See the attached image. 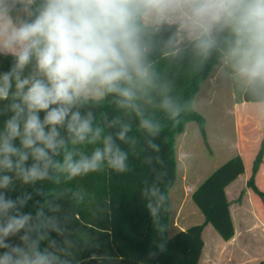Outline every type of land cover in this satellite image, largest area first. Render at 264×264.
Listing matches in <instances>:
<instances>
[{"label":"clouds","instance_id":"1","mask_svg":"<svg viewBox=\"0 0 264 264\" xmlns=\"http://www.w3.org/2000/svg\"><path fill=\"white\" fill-rule=\"evenodd\" d=\"M17 2L23 0H0V51L15 57L12 70L0 77V100L9 98L14 78L12 96L18 101L10 105L13 115L0 132V172H14L24 183L48 178L49 168L69 179L98 171L105 161L117 171L126 168L127 154L111 136L91 156L74 159L66 152L62 162L52 157L65 144L59 127L66 125L73 144L101 138V129L92 128L91 113L73 111L82 101L114 94L120 107L138 115L137 101L151 102L157 85L146 59L145 20L178 21L203 55L227 32V62L238 77L264 86V0H43L34 18L13 22L10 13ZM30 64L33 73L22 78ZM161 107L171 109V101L163 99ZM141 127L153 131L156 126L142 119ZM127 131L125 126L119 139ZM11 182L3 175L0 188ZM24 203L0 194V248L7 249L0 264H63L53 253L40 251L38 240H29L32 218L17 207ZM21 230L23 246L5 242Z\"/></svg>","mask_w":264,"mask_h":264},{"label":"trees","instance_id":"2","mask_svg":"<svg viewBox=\"0 0 264 264\" xmlns=\"http://www.w3.org/2000/svg\"><path fill=\"white\" fill-rule=\"evenodd\" d=\"M42 3L43 0L15 3L10 13L13 22L34 18ZM142 26L146 59L157 85L150 94L151 102L137 101L138 115L136 110L120 107L114 94L99 101H82L73 111L82 116L91 113L92 128L101 129V138L95 143L86 140L73 144L66 125L59 127L65 144L52 157L53 162H62L66 152H73L74 159L80 154L91 156L96 148H103V139L111 136L127 154L126 168L117 171L105 161L98 171L71 179L67 173L49 168L48 178L29 183L14 172H0V177H12L7 189L0 188V194L13 201L25 200L17 207L21 214L32 218L30 224L34 229L28 233L29 240H38L40 251L53 253L63 264H198L206 225L210 224L225 241L234 235L225 187L244 172L238 155L223 163L193 191L192 200L204 221L173 235L168 231L169 192L177 179L175 138L193 121L206 139L204 119L195 112L192 99L199 83L224 57L229 34L221 33L217 46L203 55L193 39L188 41L182 36L179 42L181 34L176 25ZM14 64L13 55L0 52V77L11 71ZM33 71L34 64H30L21 77ZM15 90L13 78L9 98L0 100V132L13 115L10 105L18 102L12 96ZM165 98L171 101V109L161 107ZM242 99L264 104V86L247 82ZM39 115L43 119L45 113ZM142 119H148L155 129L142 128ZM125 126L128 131L121 140L119 133ZM15 143L19 146V140ZM263 156L264 138L248 183L251 191L263 200L264 211V192L255 184ZM31 163L30 158L28 164ZM24 234L21 230L5 242L23 246L20 237ZM6 251L0 248V256Z\"/></svg>","mask_w":264,"mask_h":264},{"label":"rangeland","instance_id":"3","mask_svg":"<svg viewBox=\"0 0 264 264\" xmlns=\"http://www.w3.org/2000/svg\"><path fill=\"white\" fill-rule=\"evenodd\" d=\"M143 23L160 28L167 22L155 24L145 20ZM178 33L181 34L180 40L183 39L182 36L186 37L182 31ZM246 82L236 75L224 54L194 92L192 105L195 112L204 119L206 139L193 121H189L184 132L175 138L177 179L169 192V235L178 231L174 224L191 226L204 221L192 200V193L218 167L237 155L232 110L235 109L233 105L241 100ZM260 206L261 218L264 219L262 202ZM259 233L260 230H257L256 235H260ZM202 238L206 246L204 258H208L210 247L224 242L210 224L205 226Z\"/></svg>","mask_w":264,"mask_h":264},{"label":"crops","instance_id":"4","mask_svg":"<svg viewBox=\"0 0 264 264\" xmlns=\"http://www.w3.org/2000/svg\"><path fill=\"white\" fill-rule=\"evenodd\" d=\"M167 23H174L178 31L186 35L188 41L192 40L180 29L178 21ZM233 106L235 149L244 166V172L225 187L234 235L231 239L210 247L208 258H204L206 250L204 243L198 264H264V219L261 218L260 209L263 200L248 187L254 161L264 138V104L245 102L241 97V100ZM255 184L264 192V156L255 175ZM174 227L183 230L188 225L174 224ZM257 230L261 232L258 236Z\"/></svg>","mask_w":264,"mask_h":264}]
</instances>
